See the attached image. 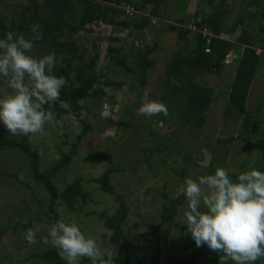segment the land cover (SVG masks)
Here are the masks:
<instances>
[{
  "label": "rangeland",
  "instance_id": "obj_1",
  "mask_svg": "<svg viewBox=\"0 0 264 264\" xmlns=\"http://www.w3.org/2000/svg\"><path fill=\"white\" fill-rule=\"evenodd\" d=\"M33 1L35 5L36 1ZM37 1L42 2V0ZM125 1L121 7L126 10L129 18L138 20L142 16L151 15L153 0ZM245 1L228 0L226 8L230 12V18L225 20V24L230 27L238 16L243 15L244 25L252 37L250 41L254 42L253 48L257 54L261 55L259 70L247 100V108L254 111L257 110L260 99L264 97V33L261 30L264 21L259 16L254 19L249 18V13L245 10ZM28 2L30 3V0H0V14L10 24L22 11H26ZM31 4L34 6L33 3ZM70 8L71 10L77 8L76 0L71 1ZM156 9L159 14L152 16L150 27L143 31L136 30L133 26L123 28L95 23L90 28L91 32H80L74 36V40L87 60L96 53L94 44L98 45L100 58L97 62V72L101 81L97 89L106 90L107 95L101 102L91 99L83 100L81 116L78 117L73 113L64 115L61 120L45 125V135L37 134L30 139L33 147L39 151L42 160L41 169H49L51 164L59 161L61 151L69 152L70 143L77 141L84 129L82 121L91 125L88 135L82 139L79 155L76 156L73 164L55 177V182L61 191L73 181L82 179L83 188L91 192V202L79 211L72 210L63 201L57 200L55 208L67 223H77L82 232L97 241L100 248L101 244L107 241L102 237L105 232L104 219L98 213L106 210L109 215H112L118 205L114 197L102 192L100 186L91 180L100 178L111 165L120 164L121 169L113 176V181L117 189L126 194L127 201L131 205V213L125 229L138 224L135 232L143 241L147 239L145 233L148 225L160 221L164 200L158 189L163 184H168L170 196L176 197L182 193L181 188L185 179L181 180L179 175L172 173L170 167L181 170L185 155L193 154L195 162L198 163L193 162L187 165L189 172L186 177L192 179H198L207 174L205 169L207 166L202 164L205 161V155H208L210 160L214 158L216 168L227 169L232 180L234 173H242L253 167L264 171V103L261 102L263 110L259 113L254 111L253 114L256 124L251 150L247 149L246 143L241 139L226 145L219 144L217 141L232 137H247L246 130L243 128L244 118L228 119L224 116L229 103L228 91L245 49V45L236 40L242 34L241 28L229 38L233 53L227 58V66L222 70L221 75L208 74L196 80L197 84L214 89V100L206 113L204 126L201 129H195L174 110L175 107L172 104L174 94L170 88L173 84L168 83L174 82L175 79L173 77L167 80V75L170 73V64L177 52L182 55L191 53V44L180 39L179 28L190 30L188 35L193 39L196 33L193 22L200 21L203 12L209 13L213 10L207 0H165L164 4L157 6ZM125 18H127L126 15L121 17V19ZM172 25L176 27L175 30L170 29ZM131 31H133L132 34ZM205 33L208 32L205 31ZM147 45L154 46L148 57L153 65L148 71V82L144 90H148L150 99L167 106V115L163 113L153 116L138 115L140 107L137 108L136 104L139 101L143 102L142 99H138L139 81L133 78L132 73L126 68L117 65L109 54L112 46L120 49V53L116 54L115 58L125 57L127 66L137 70V59L148 51ZM29 54L38 57L34 49ZM58 58L61 60L62 55ZM5 80L0 97L11 92L7 79ZM169 94L170 99H161ZM64 106L68 107V105ZM118 121L129 122L130 126L119 127L116 125ZM155 125L169 132L151 135L150 130L154 129ZM159 145L168 146V149L163 154L152 155L149 167L144 162L142 147L154 148ZM202 157L204 161L201 160ZM26 168L27 163L23 155L7 150L1 142L0 227L9 226L10 228L4 234L0 245V264H45L43 260L36 257V254L55 248L50 243H43V238L48 236L51 228L47 217L50 197L43 190H31L24 185L15 184L13 179H6V175L16 173L21 180L33 186L34 181ZM34 192H37L36 196L41 203L34 199ZM187 203L186 201L183 204L177 218L180 229H174L170 239L171 253H179L184 240L183 236L187 233V225L184 224ZM90 212H94V215H89ZM29 220H31L29 228L38 226L40 229L37 233V243L32 245L24 239L29 228L19 224L27 223ZM101 250L105 254L108 252L115 254L113 247L101 248ZM216 254L217 252L210 249L206 250L199 257L197 264H216ZM262 259L264 264V258ZM218 264H223V261ZM231 264L235 262L232 261Z\"/></svg>",
  "mask_w": 264,
  "mask_h": 264
},
{
  "label": "trees",
  "instance_id": "obj_2",
  "mask_svg": "<svg viewBox=\"0 0 264 264\" xmlns=\"http://www.w3.org/2000/svg\"><path fill=\"white\" fill-rule=\"evenodd\" d=\"M35 1L34 6L31 2H28L26 11H22L18 18L13 19L10 24L0 14V39L5 38L8 31L23 34L30 39L33 35L31 25L40 24L43 39L34 42L33 49L38 54L36 58L55 53L56 66L53 69V74L57 77L64 76L67 80V84L61 89L60 100L54 105L55 121L61 120L64 115L69 113L79 117L83 109L81 105L83 100L91 99L95 102H101L107 95L106 90L97 89L101 81L97 72V62L100 58L98 45L94 44L96 53L87 60L85 54L81 52L80 46L74 40V36L80 32H91L90 28L95 23H105L123 28L133 26L136 30L143 31L150 27L152 16L159 14L156 9L157 6L165 2V0H153L151 15L142 16L140 19L135 20L129 18L126 10L121 7L125 4V0H76L77 8L75 10L70 8L72 0H42L41 3ZM207 2L213 11L203 12L200 21L193 22L196 27L193 39L188 35L190 30L179 28V37L191 44V53L182 55V53L177 52L171 61L167 80H171L173 77L175 79L174 82L169 81L168 83L169 85L173 84L170 86L173 91L172 94H174L172 104L175 107L174 110L177 111V115H180L187 124L195 129H201L204 126L206 113L214 100V89L197 84L196 80L208 74L221 75L222 70L227 66V58L233 53L230 40L221 36L222 34H236L241 28L242 34L236 40L245 45V49L239 59L235 78L231 82V88L228 91L229 103L224 111V116L228 119L231 117L244 118L243 128L246 130L247 137H232L228 140L219 139L217 141L219 144L226 145L241 139L246 143L247 149L251 150L256 124V121L253 120V114L263 110L261 107L264 103V97L260 99L262 103L258 104L257 110H254L255 112L247 108V100L262 58L253 48L254 42L250 41L252 37L244 25V16H238L236 21L230 27H227L225 20L230 18V12L226 8L228 0H207ZM245 4V10L249 13L250 19L259 16L264 21V0H246ZM250 8H255L256 11H249ZM35 9L37 12H35ZM125 15L127 18L121 19ZM170 29L175 30L176 27L172 25ZM261 30L264 33V26ZM205 31L208 33L206 34ZM147 48L148 51L141 54L137 59V70L127 66L125 57L115 58V55L120 53V49L113 46L109 49V54L116 64L126 68L132 73L133 78L138 79V99L143 97L144 87L148 82V71L153 65L148 57L154 46L147 45ZM59 55H62L61 60L58 58ZM5 81L4 77H0V91L3 89ZM118 85L122 86L120 83ZM170 98L171 95L169 94L161 99L167 100ZM141 104L142 102L139 101L136 107H140ZM64 105H68V107ZM182 123L185 125L184 122ZM82 125L84 129L79 134L77 141L70 143V151H61L59 161L51 164L49 169L42 170L39 151L33 147L31 138L24 135H12L0 122V143L2 142L7 150L23 155L25 163H27L26 170L30 173L35 187L29 182L21 180L16 173L6 175V179H13L15 184L24 185L31 190L46 192L50 197L47 217L51 226L58 220L66 222L55 208L57 200L63 201L70 209L79 211L91 202V192L83 188L82 179L73 181L62 191L55 182V177L60 172L66 171L73 164L76 156L79 155L82 139L88 135L91 129V125L87 124L86 121H82ZM116 125L129 127L130 123L118 121ZM150 134L158 135L159 132L151 128ZM166 149H168V146L162 145L154 148L142 147L145 156L144 162L150 167L151 156L155 153L163 154ZM183 160L184 166L181 170L170 167L172 173L179 175L181 180H184L189 172L187 165L193 162L196 163L193 154L185 155ZM201 160L204 161V157ZM120 169V164L111 165L100 178L91 180L100 186L102 192L114 197L118 205L117 210L112 215H109L106 210L98 213L104 219L103 229L105 232L102 237L107 241V243L101 244V248L113 247L115 264H197L201 254L209 248L207 245L197 247L188 231L183 236L184 240L179 253L169 251L173 230L180 229V224L177 222L180 209L187 201L183 192L176 197H172L168 193V184H163L158 189L164 200L160 221L148 225L145 233L147 239L143 241L135 232L138 229V224L128 226L125 229L128 225L131 205L127 201L126 194L120 192L113 181V176ZM205 169L207 170L206 175L214 174L216 169L214 158L210 160ZM239 174L241 172L232 175L233 181L237 180ZM117 185L119 184L117 183ZM36 194L37 192H34L33 197L38 200ZM38 203H41L40 200H38ZM88 214L94 215V212ZM19 224L24 228H29L31 220ZM9 228V226L6 228L0 227V245L4 234L7 233ZM222 255V253L216 254V264L222 261L220 258ZM36 257L43 260L45 264H65L66 262L60 257L56 248L49 249L44 253H37ZM262 260V258L257 260V264H262ZM231 263L232 260H227V264ZM79 264H91V261L84 258Z\"/></svg>",
  "mask_w": 264,
  "mask_h": 264
},
{
  "label": "clouds",
  "instance_id": "obj_3",
  "mask_svg": "<svg viewBox=\"0 0 264 264\" xmlns=\"http://www.w3.org/2000/svg\"><path fill=\"white\" fill-rule=\"evenodd\" d=\"M31 32L30 39L13 31L0 39V77L7 79L11 89L0 97V122L12 135L30 138L45 135V125L55 121L54 105L67 84L64 76L53 74L55 53L40 58L29 54L34 42L43 39L39 23L31 25ZM142 100L138 115L168 114L167 106L150 99L147 89ZM181 191L188 202L184 224L197 247L207 245L222 253L223 264L229 259L235 264H255L264 258V171L253 167L233 181L227 169L217 167L214 174L186 177ZM39 231L38 226L27 229L24 239L30 245L37 243ZM43 243L55 247L66 264H79L84 258L91 264H115L114 254L105 255L75 222L58 220Z\"/></svg>",
  "mask_w": 264,
  "mask_h": 264
},
{
  "label": "water",
  "instance_id": "obj_4",
  "mask_svg": "<svg viewBox=\"0 0 264 264\" xmlns=\"http://www.w3.org/2000/svg\"><path fill=\"white\" fill-rule=\"evenodd\" d=\"M31 3H33V1H32ZM35 12H37L36 9H35ZM221 37L224 38V39L229 40V38L231 37V35H228V34H222ZM154 130L162 131L163 133L169 132V130H167V129H163V130H162V129H161L159 126H157V125H155ZM202 164H203V165H208V164H209V157H208V155H205V161L202 162Z\"/></svg>",
  "mask_w": 264,
  "mask_h": 264
}]
</instances>
